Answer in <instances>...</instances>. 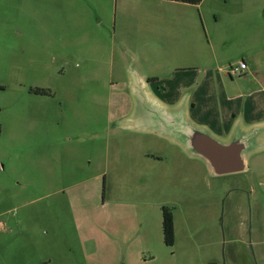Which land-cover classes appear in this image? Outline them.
<instances>
[{"label": "rangeland", "instance_id": "374dc122", "mask_svg": "<svg viewBox=\"0 0 264 264\" xmlns=\"http://www.w3.org/2000/svg\"><path fill=\"white\" fill-rule=\"evenodd\" d=\"M135 72L218 135L226 106L256 121L239 93L264 86V0H0V264H264V150L215 176L124 127Z\"/></svg>", "mask_w": 264, "mask_h": 264}, {"label": "water", "instance_id": "95a60500", "mask_svg": "<svg viewBox=\"0 0 264 264\" xmlns=\"http://www.w3.org/2000/svg\"><path fill=\"white\" fill-rule=\"evenodd\" d=\"M133 111L124 118V127L136 132L154 133L202 157L215 176L244 172L248 159L264 150V120L244 123L237 117L228 133L218 135L208 126L193 121L188 112V95L166 104L148 89V80L133 73L127 81Z\"/></svg>", "mask_w": 264, "mask_h": 264}, {"label": "crops", "instance_id": "0c3cea01", "mask_svg": "<svg viewBox=\"0 0 264 264\" xmlns=\"http://www.w3.org/2000/svg\"><path fill=\"white\" fill-rule=\"evenodd\" d=\"M245 62V61H244ZM246 63V62H245ZM255 65V61H254V63L252 62V64H250V65H248V64H246V68L244 69V73L246 72V74H247V72L248 73H250V71H251V67H253ZM256 66V65H255ZM182 85H185V84H182ZM264 92V86H262V87H258V88H253V89H250L249 91H247V92H242V93H239V95L241 96L242 95V97L244 96V98H247V100H248V98L249 97H251V98H253V106L251 107V109H250V112H251V114H252V121L253 120H256V121H254V122H257V119H259V117H262V116H257V114H259V112L261 111L262 112V114H259V115H264V110H262L261 108H260V105H261V103H259V102H261V100H262V93ZM260 104V105H259ZM196 105V104H195ZM259 107V108H258ZM263 108V107H262ZM226 114H225V116L222 118L223 120H222V122L221 121H215V122H217V124H215L216 126H217V128H220V129H224V133H228V129H230L231 128V126H232V120L235 118V110H233V108H230L229 106H226ZM255 115V116H254ZM239 117V116H238ZM243 117V116H242ZM237 118V117H236ZM235 118V119H236ZM263 118V117H262ZM235 119H234V121H235ZM261 119V118H260ZM243 120V119H242ZM262 120H264V119H261V120H258V121H262ZM214 121V120H213ZM233 121V122H234ZM244 123H245V121H243ZM232 123V124H231ZM249 123H253V122H249ZM246 124H248V123H246ZM205 125V124H204ZM231 125V126H230ZM207 126V125H206ZM230 127V128H229ZM214 132V131H213ZM225 135V134H224ZM122 189H123V187H121L120 188V191H119V193L117 194V196H118V201H116V203H118V204H124L125 202H127L125 199H127L126 197H125V191H124V193H122L121 194V192H122ZM124 190V189H123ZM117 191H118V188L116 189V193H117ZM173 216H174V214H173ZM160 227H161V223H160ZM162 234V233H161ZM174 235H175V219H174ZM94 245L96 246V244H95V241H94ZM95 249H97V248H95ZM136 249H134V254L132 255V260H131V262H127L126 264H136V262L135 261H137V260H140V261H142V262H146V259L144 258V259H142L141 258V256H140V252H138V251H136ZM134 261V262H133ZM119 263V262H118ZM116 264V263H115Z\"/></svg>", "mask_w": 264, "mask_h": 264}, {"label": "trees", "instance_id": "16d2710c", "mask_svg": "<svg viewBox=\"0 0 264 264\" xmlns=\"http://www.w3.org/2000/svg\"><path fill=\"white\" fill-rule=\"evenodd\" d=\"M170 1L197 4L201 0H170ZM34 91L40 94L49 93V91L44 88H35ZM161 233L164 244L166 246H173L175 240L173 207L167 205L161 206Z\"/></svg>", "mask_w": 264, "mask_h": 264}, {"label": "flooded vegetation", "instance_id": "af4514ba", "mask_svg": "<svg viewBox=\"0 0 264 264\" xmlns=\"http://www.w3.org/2000/svg\"><path fill=\"white\" fill-rule=\"evenodd\" d=\"M241 62H243L244 63V65H245V67L244 68H240V63ZM246 68V63L244 62V61H240L239 62V64H238V66H235L234 68H232V69H230L229 71H228V74L229 73H232V74H234V75H239V74H241V73H243L244 72V69ZM156 78V77H155ZM154 78H152V80H153ZM149 81H151L150 80V78H149ZM148 81V82H149ZM191 86L192 85H189L188 86V88L190 87L191 88ZM125 87H126V89H127V85H125ZM128 90V89H127ZM195 90V89H194ZM190 107H195V102L194 101H191V100H189V102H188V112H189V108Z\"/></svg>", "mask_w": 264, "mask_h": 264}, {"label": "built area", "instance_id": "2783aa9c", "mask_svg": "<svg viewBox=\"0 0 264 264\" xmlns=\"http://www.w3.org/2000/svg\"><path fill=\"white\" fill-rule=\"evenodd\" d=\"M244 67H245L244 63L241 62V63H240V68H244Z\"/></svg>", "mask_w": 264, "mask_h": 264}]
</instances>
